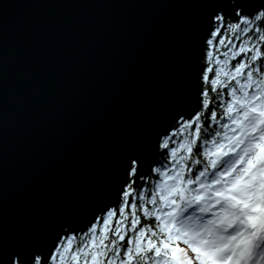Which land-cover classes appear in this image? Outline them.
I'll return each instance as SVG.
<instances>
[{
    "label": "water",
    "instance_id": "1",
    "mask_svg": "<svg viewBox=\"0 0 264 264\" xmlns=\"http://www.w3.org/2000/svg\"><path fill=\"white\" fill-rule=\"evenodd\" d=\"M218 6L0 0V259L84 228L129 155L155 160L158 134L199 107Z\"/></svg>",
    "mask_w": 264,
    "mask_h": 264
},
{
    "label": "snow or ice",
    "instance_id": "2",
    "mask_svg": "<svg viewBox=\"0 0 264 264\" xmlns=\"http://www.w3.org/2000/svg\"><path fill=\"white\" fill-rule=\"evenodd\" d=\"M205 2L198 109L158 134L154 162L128 156L84 228L0 264H264V0Z\"/></svg>",
    "mask_w": 264,
    "mask_h": 264
},
{
    "label": "trees",
    "instance_id": "3",
    "mask_svg": "<svg viewBox=\"0 0 264 264\" xmlns=\"http://www.w3.org/2000/svg\"><path fill=\"white\" fill-rule=\"evenodd\" d=\"M203 55H204V52L202 53V56H201V59H200V63H201V66H202V68L205 66L204 65V62H203V60H202V57H203ZM221 59H223V57L221 56ZM202 70V69H201ZM200 75H201V72H200ZM201 86H202V81H201ZM156 159V158H155ZM155 161V160H154ZM153 161V162H154ZM150 166H152V165H150Z\"/></svg>",
    "mask_w": 264,
    "mask_h": 264
}]
</instances>
